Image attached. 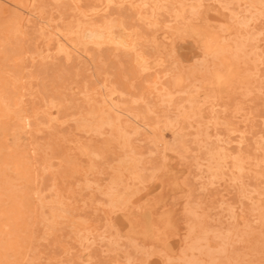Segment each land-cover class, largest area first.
I'll use <instances>...</instances> for the list:
<instances>
[{"label": "rangeland", "instance_id": "obj_1", "mask_svg": "<svg viewBox=\"0 0 264 264\" xmlns=\"http://www.w3.org/2000/svg\"><path fill=\"white\" fill-rule=\"evenodd\" d=\"M263 1L0 0V264H264Z\"/></svg>", "mask_w": 264, "mask_h": 264}, {"label": "bare ground", "instance_id": "obj_2", "mask_svg": "<svg viewBox=\"0 0 264 264\" xmlns=\"http://www.w3.org/2000/svg\"><path fill=\"white\" fill-rule=\"evenodd\" d=\"M105 1H106V0H105ZM3 2H4V1H3ZM261 3H262V2H261ZM263 3H264V1H263ZM136 4H137V3H136ZM161 9H162V8H161ZM250 9H251V8H250ZM245 13H246V12H245ZM85 22H86V21H85ZM247 22H248V21H247ZM77 27H79V26H77ZM81 27H82V26H81ZM242 27H243V26H242ZM109 28H110V27H109ZM76 29H77V28H76ZM76 29H75V30H76ZM80 33H81V32H80ZM95 33H96V32H95ZM89 34H91V33H89ZM96 34H97V33H96ZM108 35H109V34H108ZM93 36H94V35H93ZM106 36H107V35H106ZM91 37H92V36H91ZM99 37H100V36H99ZM93 38L95 39V37H93ZM93 38H92V39H93ZM88 39H89V38H88ZM249 49H250V48H249ZM86 128H87V127H86ZM86 128H85V129H86ZM94 134H95V133H94ZM10 159H11V158H10ZM124 161H125V160H124ZM119 164H121V163H119ZM124 169H125V168H124ZM215 169H216V168H215ZM7 171H8V170H7ZM210 171H211V170H210ZM237 171H238V170H237ZM238 172H239V171H238ZM82 178H83V177H82ZM110 182H111V181H110ZM87 185H88V184H87ZM112 186H113V185H112ZM83 187H84V186H83ZM10 188H11V187H10ZM69 188H70V187H69ZM106 191H107V190H106ZM110 191H111V190H110ZM9 192H10V191H9ZM72 192H73V191H72ZM96 192H97V191H96ZM5 193H6V192H5ZM33 194H34V193H33ZM55 194H56V193H55ZM68 194H69V193H68ZM75 194H76V193H75ZM73 195H74V194H73ZM108 195H109V194H108ZM1 196H2V193H1ZM2 197H3V196H2ZM39 197H40V196H39ZM104 197H106V196H104ZM117 197H118V196H117ZM260 197H261V196H260ZM14 198H15V197H14ZM123 198H124V197H123ZM8 200H9V199H8ZM13 200H14V199H13ZM15 200H16V199H15ZM15 200H14V201H15ZM11 201H12V199H11ZM60 201H61V200H60ZM8 202H9V201H8ZM15 202H16V201H15ZM17 202H18V201H17ZM42 202H43V200H42ZM9 203H11V202H9ZM60 203H61V202H60ZM13 204H14V203H13ZM16 204H18V203H16ZM39 204H40V203H39ZM10 205H12V203H11ZM40 205H41V204H40ZM40 205H39V206H40ZM69 205H70V204H69ZM16 206H17V205H16ZM55 206H56V205H55ZM111 206H112V205H111ZM263 206H264V205H263ZM10 207H11V206H10ZM6 208H7V207H6ZM17 208H18V206H17ZM40 208H41V207H40ZM103 208H104V206H103ZM1 209H2V208H1ZM1 209H0V210H1ZM8 209H9V208H8ZM4 210H5V209H4ZM17 210H18V209H17ZM1 211H3V210H1ZM5 211H6V210H5ZM10 211H11V210H10ZM12 212H14L13 209H12ZM7 213H10V212H7ZM51 213H52V212H51ZM56 213H57V212H56ZM2 214H3V213H2ZM2 214H0V215H2ZM4 214H5V213H4ZM7 215H9V214H7ZM7 215H5L6 220H8L9 217H10V216H7ZM12 215L14 216L15 214L12 213ZM32 215H33V214H32ZM53 215H55V214H53ZM2 216H3V215H2ZM15 216H17V215H15ZM5 217H4V219H3L4 223H5ZM12 219H13V218H12ZM12 219H11V220H12ZM14 219H15V218H14ZM19 219H20V218H19ZM50 219H51V218H50ZM55 219H56V218H55ZM58 219H60V217H59ZM58 219H57V220H58ZM11 220H10V221H11ZM8 221H9V220H8ZM14 222H15V221H14ZM7 223H8V222H7ZM7 223H6V224H7ZM104 223H105V222H104ZM189 223H190V222H189ZM1 224H2V222L0 223V226H1ZM8 224H9V223H8ZM11 224H12V222H10L9 225H11ZM3 225H4V224H2V226H3ZM13 225H14V224H12V226H13ZM188 225H189V224H188ZM4 226H5V225H4ZM6 227H7V225H6ZM15 227H16V226H15ZM17 227H18V225H17ZM106 227H107V226H106ZM262 227H263V225H262ZM0 228H1V227H0ZM260 228H261V227H260ZM2 229H3V228L0 229L1 232L4 231V230L2 231ZM6 229L8 230V229H10V228H6ZM14 229H15V228H14ZM51 229H52V228H51ZM7 230H6V231H7ZM43 230H44V228H43ZM71 230H72V229H71ZM6 231H4V232H6ZM10 232H13V230H12V231H11V230L9 231V234L12 235ZM6 233H7V232H6ZM13 233H14V232H13ZM17 233H18V228H17ZM224 233H226V232H224ZM3 234H4V233H3ZM9 234H8V237L10 236ZM18 234H19V233H18ZM25 234H26V233H25ZM86 234H87V233H86ZM4 235H5V234H4ZM6 235H7V234H6ZM23 235H24V234H23ZM71 235H72V234H71ZM0 236H1V235H0ZM2 236H3V235H2ZM77 237H78V236H77ZM5 238H6V237H5ZM79 238H80V237H79ZM8 239H9V238H8ZM18 239H20V237H19ZM5 240H6V239H5ZM11 241H14V239H13V240H10V244H8L9 247H10V245H11ZM15 242H17V241H15ZM19 242H20V240H19ZM35 242H36V241H35ZM6 243H7V242H6ZM8 243H9V242H8ZM17 243H18V242H17ZM12 244H13V243H12ZM14 244H15V243H14ZM14 244H13V245H14ZM261 245H262V244H261ZM20 246H21V245H20ZM114 246H115V245H114ZM15 247H16V246H15ZM15 247H14V249H15ZM17 247H19V246L17 245ZM11 248H12V247H11ZM218 253H219V252H218ZM240 256H241V255H240ZM31 261H32V260H31ZM214 262H215V261H214ZM197 264H198V263H197ZM219 264H220V263H219ZM227 264H228V263H227Z\"/></svg>", "mask_w": 264, "mask_h": 264}]
</instances>
